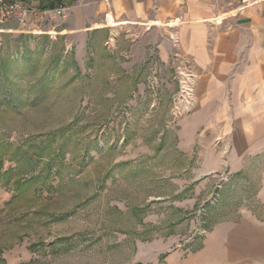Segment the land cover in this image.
I'll list each match as a JSON object with an SVG mask.
<instances>
[{
    "label": "rangeland",
    "instance_id": "1",
    "mask_svg": "<svg viewBox=\"0 0 264 264\" xmlns=\"http://www.w3.org/2000/svg\"><path fill=\"white\" fill-rule=\"evenodd\" d=\"M64 16L0 32V264H223L244 198L201 175L203 130L179 149L196 84L174 37H65Z\"/></svg>",
    "mask_w": 264,
    "mask_h": 264
},
{
    "label": "crops",
    "instance_id": "2",
    "mask_svg": "<svg viewBox=\"0 0 264 264\" xmlns=\"http://www.w3.org/2000/svg\"><path fill=\"white\" fill-rule=\"evenodd\" d=\"M119 28L174 37L196 84L179 149L191 150L203 130L212 153L201 175L222 177L226 199L244 198L233 211L240 229L221 231L223 264H264V0L245 9L219 0H79L67 5L61 34Z\"/></svg>",
    "mask_w": 264,
    "mask_h": 264
},
{
    "label": "built area",
    "instance_id": "3",
    "mask_svg": "<svg viewBox=\"0 0 264 264\" xmlns=\"http://www.w3.org/2000/svg\"><path fill=\"white\" fill-rule=\"evenodd\" d=\"M228 4H239V7L245 9L247 0H219ZM66 8L59 7L54 10L42 11L37 6L18 1V0H0V32L4 31L5 26L11 20L17 19L21 24H25L31 18H46L49 21H55L65 15ZM180 101L186 106L184 110H190L194 104V89L188 87L182 91Z\"/></svg>",
    "mask_w": 264,
    "mask_h": 264
},
{
    "label": "trees",
    "instance_id": "4",
    "mask_svg": "<svg viewBox=\"0 0 264 264\" xmlns=\"http://www.w3.org/2000/svg\"><path fill=\"white\" fill-rule=\"evenodd\" d=\"M22 1L28 4H31L33 2H39V5L37 6L40 10L42 11H47V10H54L59 7L66 8L68 4H73L76 3L79 0H45L46 2H42L41 0H18ZM52 70H48L46 72L47 75L55 74L57 72L56 69L51 67ZM1 263H3V260H0Z\"/></svg>",
    "mask_w": 264,
    "mask_h": 264
}]
</instances>
